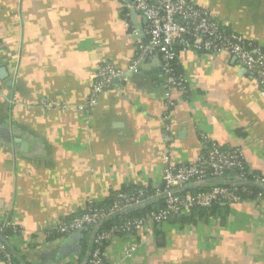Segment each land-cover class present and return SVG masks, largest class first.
I'll return each instance as SVG.
<instances>
[{
	"label": "crops",
	"instance_id": "obj_1",
	"mask_svg": "<svg viewBox=\"0 0 264 264\" xmlns=\"http://www.w3.org/2000/svg\"><path fill=\"white\" fill-rule=\"evenodd\" d=\"M127 2L0 0V223L23 231L9 242L18 264H80L91 234L49 239L48 230L88 202L151 188L169 163L195 164L201 135L239 150L247 168L264 178V99L228 54H178L189 91L186 97L171 92L170 143L158 56H143L127 80L100 94L91 112L78 110L99 64L125 71L137 42L146 41V21L131 11L137 36L128 35ZM192 2L264 46V0ZM142 239L133 256L122 259L128 244ZM129 241H113L109 262L264 264V203L247 198L204 220L165 222Z\"/></svg>",
	"mask_w": 264,
	"mask_h": 264
},
{
	"label": "built area",
	"instance_id": "obj_2",
	"mask_svg": "<svg viewBox=\"0 0 264 264\" xmlns=\"http://www.w3.org/2000/svg\"><path fill=\"white\" fill-rule=\"evenodd\" d=\"M125 10L124 19L128 35L137 36L129 13L133 10L146 21V41L137 42L135 58L125 71L116 68L109 61L99 64L90 92L78 110L91 112L97 105L100 94L111 88L115 80H127V76L136 69L143 56H158L165 89L164 139L167 143L172 142L170 109L174 107V101L171 92L175 90L186 97L189 91L185 75L182 71L177 72L175 68L178 54L185 51L228 54L256 81L259 95L264 99V46L229 31L216 16L198 7L192 0H128ZM50 105L43 102L45 107ZM200 137L203 152L195 164L169 163L163 171L161 181L151 186L149 191L137 189L131 193H117L108 208H95L93 202H88L80 214L68 221L56 222L47 234L65 237L83 228H87V232L92 234L98 222L112 220L125 208L138 207L148 201H154L153 204L160 202V207L140 216H122L119 223L112 224L107 229H102L105 222L102 223L92 238V251L86 264H115L109 262L106 256L109 246L117 237H125L131 241L135 234L142 231L152 233L161 224L182 215H189L193 209L209 210L215 204L229 206L242 202L245 196L251 195V188L246 186L207 183L205 187L197 188L196 184L220 178L250 180L264 184V178L247 168L239 150L222 149L207 136ZM229 172L234 173V176H227ZM189 186L196 188L191 189ZM252 199L263 204L264 191L257 190ZM6 228H10L16 236L23 234V231L9 222L0 223V262L13 264L12 251L1 240ZM143 241L142 239L138 243L128 244L122 259L133 256Z\"/></svg>",
	"mask_w": 264,
	"mask_h": 264
},
{
	"label": "trees",
	"instance_id": "obj_3",
	"mask_svg": "<svg viewBox=\"0 0 264 264\" xmlns=\"http://www.w3.org/2000/svg\"><path fill=\"white\" fill-rule=\"evenodd\" d=\"M175 68L177 70V72L181 71V69L179 68V64L175 63ZM187 96V95H186ZM227 176H234V173H231L229 172L227 174ZM191 189H195L196 187H190ZM146 190H150L149 188H144ZM251 191V195L250 196H245V199L247 198H253L254 195L257 193V190L255 189H250ZM119 193H122V192H119ZM125 193V192H123ZM117 193H113L111 194L110 198L108 200H104V201H98V202H93L95 208H108L111 204H112V201H113V197L116 195ZM160 202L156 203V204H152V205H149L147 207H145L143 210H140L138 212H135L129 216H140L150 210H153V209H156L158 207H160ZM223 205H220V204H215L213 205L209 210H205V209H193L190 211L189 215H182V216H179V217H176L172 220H170L169 222H173V223H178V222H190V223H195L199 220H204L208 217H212L214 216V214H216V211H218L219 208H221ZM81 213V212H80ZM79 213V214H80ZM122 217H118V216H115L112 220L110 221H107L105 222L103 225H102V229H107L109 228L112 224H116V223H119L121 221ZM13 236H16L13 234V231L10 229V228H6L3 233H2V237H1V240L7 244L9 246V249L11 250V247H10V239L13 237ZM64 236H61L59 234H52L49 239H60ZM12 262L13 264H18L17 263V260L16 258H12Z\"/></svg>",
	"mask_w": 264,
	"mask_h": 264
},
{
	"label": "water",
	"instance_id": "obj_4",
	"mask_svg": "<svg viewBox=\"0 0 264 264\" xmlns=\"http://www.w3.org/2000/svg\"><path fill=\"white\" fill-rule=\"evenodd\" d=\"M131 12L133 13V15L135 14L133 10ZM0 65H1V62H0ZM4 77H5V70L1 67L0 68V78H4ZM207 183H211L213 185H220V184L223 183V184H226L228 186L234 185V186H237V187L246 186V187H249V188H253L255 190H258V191L259 190L260 191H264V184H258V183L252 182L250 180H242V179H239V180H231V179H228V178L209 179V180H206L203 184H196L195 186L197 188H203V187H205V184H207ZM190 187L191 186H189V188ZM153 203H154V201H148V202H146L143 205L138 206V207H128V208H125L117 216L118 217H122V216H126V215L133 214L135 212H138L140 210H143L145 207H147V206H149V205H151ZM106 221H108V220H106ZM103 222H105V221L98 222V224L93 228V231H92V234H91V237L92 238L97 233V231L99 230V228L101 227V225H102ZM84 232H87V228H83V229H81V230H79V231H77V232H75V233H73L71 235H73L76 238L83 239ZM91 251H92V244L88 248V251L85 254V257H84L83 261L80 264H86L87 263Z\"/></svg>",
	"mask_w": 264,
	"mask_h": 264
}]
</instances>
